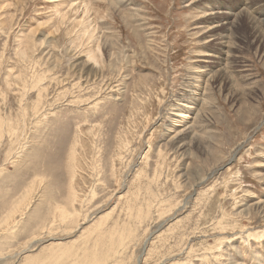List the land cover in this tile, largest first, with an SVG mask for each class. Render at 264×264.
<instances>
[{
  "label": "rangeland",
  "instance_id": "1",
  "mask_svg": "<svg viewBox=\"0 0 264 264\" xmlns=\"http://www.w3.org/2000/svg\"><path fill=\"white\" fill-rule=\"evenodd\" d=\"M99 1L0 0V264H264V0Z\"/></svg>",
  "mask_w": 264,
  "mask_h": 264
},
{
  "label": "bare ground",
  "instance_id": "2",
  "mask_svg": "<svg viewBox=\"0 0 264 264\" xmlns=\"http://www.w3.org/2000/svg\"><path fill=\"white\" fill-rule=\"evenodd\" d=\"M96 1V0H95ZM100 1H104V0H100ZM99 1V2H100ZM247 1H249V0H239V2H242V6L244 7V5L246 6V8H244L242 11H240L239 13H237V16L238 17H240V19H251V23H254V25L256 24V22H257V17H256V19H255V17H252V16H250V15H248L247 13H245V12H243V11H245V10H247V9H249L250 11H253V5H251L250 6V8H248L249 6L248 5H250V3H247ZM122 2V1H121ZM121 2L119 3L120 5H121ZM97 3V2H96ZM194 3H197V0L195 1L194 0ZM193 3V4H194ZM120 5H118L117 7H119L120 8ZM123 8H126L127 6L124 4V5H121ZM258 7V6H257ZM208 8V7H207ZM255 8V7H254ZM220 9V8H219ZM256 9V8H255ZM82 11H84V16L82 17V19H80V24H82V23H85V21L87 20L86 19V17L88 16V14H90V8H89V6H88V4H86V3H84L83 4V8H82ZM209 10H207V11H205V10H203V11H201V16L198 18L199 20H201V19H203V18H206V17H208V16H214V15H221V14H223V15H227V17L228 16H231V15H235V14H229V12H228V14L227 13H223V12H221V11H214V12H211V13H209L208 12ZM262 12V11H261ZM231 13V12H230ZM260 13V12H259ZM259 15V14H258ZM65 16H67V15H65ZM236 15H235V17H237ZM261 16V15H260ZM263 16V15H262ZM216 17V16H215ZM234 17V18H235ZM65 18H67V17H65ZM254 20H256V22H254ZM65 21V20H64ZM261 22V21H260ZM225 26L226 25V30H225V32H226V34H220V37L222 38V39H224V42L222 43V45L224 46V47H229L230 45H231V43H229V41H231V39L233 38V36L231 37V32H233L234 30L232 29V21H227V23L226 24H222L221 26H217L216 28H220V27H222V26ZM215 26V25H214ZM228 26V27H227ZM88 27V26H87ZM93 27H95V26H93ZM96 28V27H95ZM88 29V28H87ZM89 30V29H88ZM91 30V29H90ZM95 30L96 29H93V30H91V31H93V32H90V34H94V32H95ZM233 42V41H232ZM208 43L209 42H206V43H204L203 45H208ZM229 43V44H228ZM234 44V43H233ZM100 46V45H99ZM232 46V45H231ZM101 48V47H100ZM100 52V51H99ZM92 56V55H91ZM200 56H202V57H204V58H209V57H213L210 53H206V54H201ZM93 62H94V64L95 65H98L97 64V62L98 61H96L97 59H96V56L94 55V56H92V59H91ZM204 62H205V64H209V62L207 61H205L204 60ZM205 70H207V68H205L204 66H203V68L201 67L200 68V70L198 69V70H195V72L194 73H196L197 74V76L198 75H200L201 76V74L202 73H205L204 71ZM227 74V73H226ZM198 78V77H197ZM192 80H198V79H193L192 78ZM190 97H188V99L187 98H185V99H183L184 100V104H181V105H179V106H181L182 108H183V111H178V112H180V113H178L177 115H175L174 117H176L175 119H173V120H175V121H173V123H174V125L175 126H173V129H175V127H180L179 129H177V130H171L170 132L173 134V137L171 138V139H175L176 141L178 140L179 141V139H180V144H181V147H182V149H188V147H190V143H191V141H190V143L188 142L187 144L186 143H183L182 141L183 140H185V139H187L188 137H186V136H189V133L191 132V131H189L190 129H191V122H189L190 120H192V117H191V115H193V114H191L189 111H187V109L189 108H191L190 107V105L192 104H190L189 102H190ZM206 102L207 101H203V103L202 104H206ZM204 106V105H203ZM186 108V109H185ZM202 108V107H201ZM204 110V109H203ZM196 117V116H195ZM202 117V116H201ZM195 119V118H194ZM203 119V118H202ZM205 120V119H204ZM208 120V119H207ZM194 122H195V120H194ZM171 123V122H170ZM194 132V131H193ZM196 132V131H195ZM192 134V133H191ZM174 141V140H173ZM178 142V143H179ZM195 142V141H194ZM192 144V143H191ZM195 144L196 145H198V146H200L199 145V142H198V140H197V142H195ZM197 146V147H198ZM180 147V146H179ZM188 151V150H187ZM261 168H263L264 169V163H263V165H261ZM260 178V177H259ZM260 181L261 182H263L264 183V176H262L261 177V179H260ZM260 210H262V208L260 209ZM66 211V210H65ZM69 213V212H68ZM65 216V215H64ZM116 224V223H115ZM102 235V234H101ZM121 237V236H120ZM158 238V237H157ZM97 245V244H96Z\"/></svg>",
  "mask_w": 264,
  "mask_h": 264
}]
</instances>
